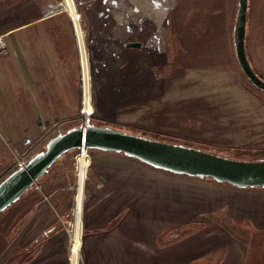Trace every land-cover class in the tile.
<instances>
[{"label": "rangeland", "instance_id": "rangeland-1", "mask_svg": "<svg viewBox=\"0 0 264 264\" xmlns=\"http://www.w3.org/2000/svg\"><path fill=\"white\" fill-rule=\"evenodd\" d=\"M58 1L62 5L61 0H0V35L5 43L0 51V173L8 161L0 180L17 168V158L26 163L52 136L79 125L85 106L90 110L89 124L99 127L182 144L233 160L264 159V90L255 87L242 72L233 44L238 0H100L99 5L104 2L112 10L110 19L121 26L124 36L139 28L136 39L145 44L142 49L122 51L118 46L108 47V52L103 47L97 51L88 48L92 33L85 11H90L88 4L95 0H79L85 45L73 30L78 55L76 80L60 81V72L42 71L36 89L19 56L17 40L25 31L18 28L3 33L19 22L54 10ZM61 12L41 24H69L71 19L63 7ZM244 45L252 70L264 81V0H247ZM29 52L41 61L45 59L35 46ZM52 57L57 58L55 53ZM83 65L86 72L88 69V92L84 91ZM44 66L46 69L49 65ZM51 75L56 79L47 77ZM64 83L66 87H58ZM17 91L27 95L29 112L18 110L17 98L13 97ZM94 151L88 150L86 179L78 191L73 170L76 151L72 150L38 179L34 186L41 189L40 193L32 186L0 213V264H25L38 258L41 242L28 250L25 243L31 233L39 237L43 230L32 226L33 218H26V214H34L33 202L36 195L44 197L42 191L61 222L42 242L48 247L58 241L53 249L57 250L68 236L67 264L73 242L79 248V252L75 248L73 264L78 257V264H87L82 228L94 216L91 202L98 179L92 174L96 167L115 169L114 175L124 183L139 184L133 207L117 217L123 214L120 230L117 228L106 241L125 244L126 253L118 244L112 254L106 255L100 246L107 264H117L118 256L132 263L166 264V255H174L170 256L171 264H239L250 250L264 248L263 188H237L150 166V170L136 166L132 170L126 166L132 160L125 155L98 156L95 162ZM119 166L124 171H116ZM58 170L60 174L54 178ZM115 185L114 189L121 186ZM132 200L126 199L128 203ZM108 205L102 209L105 214L102 211L99 226L113 221L116 210ZM67 210H71L69 218L65 217ZM136 215L146 218L136 220ZM129 217L134 218L136 234L125 231L131 226L125 223ZM69 220L71 227L65 223ZM73 226L77 233L74 240L66 230L71 231Z\"/></svg>", "mask_w": 264, "mask_h": 264}, {"label": "crops", "instance_id": "crops-1", "mask_svg": "<svg viewBox=\"0 0 264 264\" xmlns=\"http://www.w3.org/2000/svg\"><path fill=\"white\" fill-rule=\"evenodd\" d=\"M98 2H101V1L95 0L91 2L90 4H88V7H90L91 9L90 11H85L86 12L85 14H88V16L86 17L85 15V17L89 20V23H90L89 26H90L91 33H92L90 36V40H89L90 43L88 45V48L93 49V51L94 50L97 51L99 50L98 47H103L104 52H108L107 51L109 50L108 47L118 46L121 51L123 48L125 49L131 48V47H125L124 44L130 41H138L136 37H138V31L140 29L139 28L135 29L136 30L135 32H133L132 30L128 33L127 36L126 35L124 36L122 28L120 29L121 26H119V24L113 23L114 22L113 19H110L111 17L113 18V13H111L112 10L109 9L107 6H105L104 2L102 3V5H99ZM59 3L60 1H58L55 4L57 6L54 10H51L50 12H47L36 18H29V19H26V21L24 22H19L14 27H11L5 30V32L3 33V34L5 33L10 34L16 31L18 28L25 31L24 33L20 34L17 40V45L19 48V56L24 65V69L26 71L25 73L28 76L27 78L29 80L34 81L36 89L40 87L37 84V82L40 79L39 73H42V71L46 74H51V72H54V71L60 72V76H59L60 78H58V80L60 81L76 80V77L74 76V72H75V63H76V66H78L77 44H76V38L74 36V31H73L74 27L70 21V18L67 16L70 21V23L67 25H61V23L58 21H53V23H45L43 25L41 24L42 22L46 21L48 18L56 15L57 13H62L60 7L58 6ZM57 7H58V10H57ZM61 8H62V5H61ZM110 13H111V16L109 15ZM83 17H84V10H83ZM93 18L96 19L95 22ZM98 32L100 34H98ZM79 37L82 41V35ZM83 45H85V42ZM33 46L36 47L40 55L45 54V59L43 61H41L40 57H38L36 54L34 55L32 52H29V50ZM42 49L44 50V53L42 52ZM53 53H55L57 56L56 60L52 57ZM81 53L82 54L84 53L83 48H81ZM109 54L112 55L111 49H110ZM120 56H122V52ZM54 63H56L55 67H54ZM44 64L45 65L48 64L49 66L46 67L45 69ZM113 75L114 73L112 74V76ZM47 77L50 79L55 78L52 75L47 76ZM12 79L13 77L10 80ZM13 80L16 81V79H13ZM15 85L17 87L19 86V84H15ZM58 87H62V88L66 87V84L64 83L62 85H59ZM16 90H19V89L17 88ZM77 94H78V90H77ZM13 95H14L13 97L17 98V101L15 100V102H16V106L18 107V110L24 111L25 113L29 112L28 106L31 104H28L29 99H27V95L21 93V91L20 92L17 91V93L15 94L13 93ZM36 104L34 103V106H37ZM93 154H94L95 162L98 160L99 158L98 156L107 157V158L109 156L113 158H115L114 156H124L123 154H119V153L99 151V150L94 151ZM114 154H117V155H114ZM127 158H130V157H127ZM118 159H120V157H118ZM130 160L132 161L128 160L130 164L126 166H131L130 168H132L133 166H136L137 169L142 168L143 170H147L148 165H144L142 162L138 160L133 161V160H136L133 158H130ZM7 162L6 164H3V165L5 166L8 165ZM5 166L3 167V171L5 170ZM122 168L123 167L119 166L116 168V171H119V172L124 171ZM132 170H136V169L132 168ZM148 170L150 169L148 168ZM151 170H154V169H151ZM3 171L1 173H3ZM59 171L60 170H58L54 174V178L55 176H58V174H60L58 173ZM114 171L115 169L103 170L102 167H96V169H94V173L92 174L93 177L98 179L94 185L95 190H93V192L95 191V195L92 194L94 195V197L91 202V205H92L91 207L93 209L94 216H91L87 221H85L83 228H82L83 229L82 237L84 240L83 249L84 251H86V263L87 264H107L108 261L103 260V254H101L100 246H103V248L105 249L104 254L106 255L112 254V250L117 249V245L119 243H117V245H114L112 243H107L106 241L112 238L113 236L112 234H114V231H116L117 228L119 227L121 228L123 221L121 223L120 221L123 217V214H121V216L117 219L118 215L122 213L123 210L131 209L133 207L134 205L133 201H136L135 195L139 193V188H138L139 184H135L132 186L131 184L124 183L121 178H118L114 175L115 173ZM65 177H67V175ZM65 177H63V179ZM132 177L135 179L136 182H139L138 177H134V176ZM115 184L119 186L121 185L122 187L120 186L119 188L114 189L113 187L116 186ZM34 189H36L35 186H34ZM36 190H39V193H40L41 189H36ZM41 195H43L44 197H39V195H36L35 197L36 200H34L33 202L32 209L34 210V214L28 213L26 214V218L27 216L29 217V219L33 218L31 220L32 221L31 225L33 224L34 227H38L39 230H43V231L42 232L40 231L41 235L39 237L36 236L35 233L30 234V237L28 238L29 240H27V243H25V246H26L25 250L31 249L34 246L39 245L40 242L43 247L39 250L40 253H38L39 255L37 259L33 261L31 260L26 261L25 264H67L66 251H67V237L68 236H65L66 239L62 242V247L61 248L59 247L60 249H57V250H53V249H55V247L58 246L57 245V243H59L58 241H54L53 244L48 247H47V242H42L47 235H50L54 232L55 226H61V222L59 221V219L58 220L56 219L57 213L52 210V206L48 205L47 203L48 196L44 194L43 191L41 192ZM128 198L130 200L134 198L135 199L130 201V203H128L126 201V199L129 200ZM107 204H109L108 205L109 208H112V209L114 208L116 210L114 215L111 216V218L114 217L113 221L110 223L108 221L107 224H105L104 226H99L98 221L100 220V217H102L105 214V211H103L102 209ZM97 211H98V214L96 213ZM102 211L104 212V214H102L103 213ZM65 213H66L65 217L69 218L71 210L70 212H68L67 210V212ZM136 218H137L136 220H138L140 218H146V217L136 215ZM69 222L70 220L65 223L70 224ZM125 223L131 225L125 229L127 233L132 234L135 232L136 234V232H138V228L135 229L132 226L134 223L133 217H129L128 221ZM73 224H75V220ZM114 224H116L117 227L114 226ZM74 226L72 227V230L69 231L71 235V239L73 237V240L76 238V235H75L76 228ZM96 226L99 228H97ZM66 235L68 234L66 233ZM78 235H79V232H78ZM121 245L124 250L125 244L121 243ZM121 245L119 244L120 249H121ZM75 248L78 249L77 251L79 252V248L77 247L75 242H73V244L71 243L70 245L71 264H73L72 261H73ZM123 253H126L125 250ZM145 256H149V255L145 254ZM170 256H174V255H166V257H164L166 264L172 263V262H169L171 259ZM117 258H118L117 264H138L137 261L132 263L131 261L127 259L123 260L121 256H118ZM233 259L235 260L234 257Z\"/></svg>", "mask_w": 264, "mask_h": 264}, {"label": "water", "instance_id": "water-1", "mask_svg": "<svg viewBox=\"0 0 264 264\" xmlns=\"http://www.w3.org/2000/svg\"><path fill=\"white\" fill-rule=\"evenodd\" d=\"M246 10L247 0H238L233 27L235 56L248 80L255 87L264 90V81L254 73L246 56ZM124 46L142 49L145 44L130 41ZM83 149L121 153L155 169L176 175L210 178L237 188L264 189V159L233 160L182 144L164 143L108 127L80 123L52 136L43 150L0 180V213L34 186L59 157L71 150Z\"/></svg>", "mask_w": 264, "mask_h": 264}, {"label": "built area", "instance_id": "built-area-1", "mask_svg": "<svg viewBox=\"0 0 264 264\" xmlns=\"http://www.w3.org/2000/svg\"><path fill=\"white\" fill-rule=\"evenodd\" d=\"M61 3H62V7L68 13V16L70 17L72 24L74 26V31H75L77 37L79 38V36H81V33H83V30L81 28L82 27L81 26L82 25V23H81V12L79 9L80 1L79 0H61ZM4 49H5V43L3 40V36L0 35V51H2ZM87 88H88V86H87ZM88 115H86V116L84 115L83 121L81 122L82 124H84V125L89 124ZM75 151H76V158L74 160V169H73L74 175H75V186L74 187L78 191V187L80 186L81 182L83 185V183L86 179V169H87V166L89 164V160H88L89 157H88V149L75 150ZM24 164H25L24 159H22L21 157L17 158V162H16L17 167L23 166ZM76 198H77V195H76ZM68 226L71 227L72 225L68 224ZM66 230L68 231V234H69V230L68 229H66ZM70 255L68 256L69 264H71ZM78 263H79V257H78L77 264Z\"/></svg>", "mask_w": 264, "mask_h": 264}, {"label": "flooded vegetation", "instance_id": "flooded-vegetation-1", "mask_svg": "<svg viewBox=\"0 0 264 264\" xmlns=\"http://www.w3.org/2000/svg\"><path fill=\"white\" fill-rule=\"evenodd\" d=\"M245 255L239 264H264V248L252 249Z\"/></svg>", "mask_w": 264, "mask_h": 264}, {"label": "bare ground", "instance_id": "bare-ground-1", "mask_svg": "<svg viewBox=\"0 0 264 264\" xmlns=\"http://www.w3.org/2000/svg\"><path fill=\"white\" fill-rule=\"evenodd\" d=\"M79 40L81 41L80 37H79ZM81 43H82V41H81ZM83 59H85V58H83ZM87 72H88V69H87ZM87 72L85 71V68L83 65V81H84V91L85 92L86 91L88 92L87 86H88V82H89V75ZM84 99H85V105H86V102H88V98L85 96ZM82 113L86 116V115L90 114V110L88 108H86V106H85V108L82 110Z\"/></svg>", "mask_w": 264, "mask_h": 264}, {"label": "trees", "instance_id": "trees-1", "mask_svg": "<svg viewBox=\"0 0 264 264\" xmlns=\"http://www.w3.org/2000/svg\"><path fill=\"white\" fill-rule=\"evenodd\" d=\"M59 5V4H58ZM57 6V5H56ZM59 6H61V5H59ZM60 9H61V7H60ZM57 10H58V7H57ZM72 151V150H71ZM71 151H69V152H71ZM69 152H67L66 154H68Z\"/></svg>", "mask_w": 264, "mask_h": 264}]
</instances>
